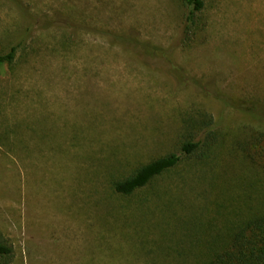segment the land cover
<instances>
[{"label": "rangeland", "instance_id": "1", "mask_svg": "<svg viewBox=\"0 0 264 264\" xmlns=\"http://www.w3.org/2000/svg\"><path fill=\"white\" fill-rule=\"evenodd\" d=\"M184 14L182 0H0V52L20 43L0 67L9 264H205L206 218L262 196L264 0H205L183 38ZM134 33L172 49L184 78L121 44ZM205 121L210 146L131 195L111 190Z\"/></svg>", "mask_w": 264, "mask_h": 264}, {"label": "trees", "instance_id": "2", "mask_svg": "<svg viewBox=\"0 0 264 264\" xmlns=\"http://www.w3.org/2000/svg\"><path fill=\"white\" fill-rule=\"evenodd\" d=\"M182 3L185 9L182 31L184 38L197 28L198 14L203 10L205 0H182ZM120 37L123 40L121 44L129 45L140 60H151L154 70L172 72L173 77H170L178 79L177 81L184 78L183 74L182 76L181 73L173 72L178 65L170 58L172 49L166 50L148 41H141L135 33L121 34ZM19 47L20 43H17L0 52V67L6 63H13ZM189 84L196 90H200L204 85L192 78L189 79ZM249 107L253 110L255 105L251 104ZM261 118L264 122V115L259 119ZM189 126L187 124L191 130L174 151L138 165L127 175L106 177L111 190L120 196L131 195L146 187L158 176L175 168L186 156L195 154L203 146H210L207 140L211 138L213 130L209 122L205 121L198 129L193 128L192 123H189ZM243 199L241 206L233 205L232 209L226 212L219 211L216 220L214 217H207L208 222L203 227L201 225L200 232L195 234L196 236L202 234V241H206L211 248L212 255L205 264H264V191L262 196L257 194L252 197L248 194ZM229 213L234 214L233 219H222L224 214L229 216ZM13 255L12 243L0 237V264H9Z\"/></svg>", "mask_w": 264, "mask_h": 264}]
</instances>
